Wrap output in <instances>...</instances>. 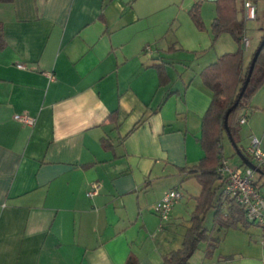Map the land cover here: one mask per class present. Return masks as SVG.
Listing matches in <instances>:
<instances>
[{
    "label": "crops",
    "instance_id": "obj_1",
    "mask_svg": "<svg viewBox=\"0 0 264 264\" xmlns=\"http://www.w3.org/2000/svg\"><path fill=\"white\" fill-rule=\"evenodd\" d=\"M245 1L236 0L239 19ZM205 2L0 0V264H127L131 255L163 264L183 248L201 187L181 170L205 156L213 100L201 74L239 49L229 34L212 45L216 5L207 31L197 29L189 12L202 3L204 13ZM259 20L262 31L264 7ZM262 33L251 40L246 29L245 67ZM251 87L246 155L253 137L264 150V68ZM171 190L183 197L162 222L154 207ZM218 198L228 212L223 186ZM214 213L206 227L217 249L202 243L189 264H264V227L221 228Z\"/></svg>",
    "mask_w": 264,
    "mask_h": 264
},
{
    "label": "trees",
    "instance_id": "obj_2",
    "mask_svg": "<svg viewBox=\"0 0 264 264\" xmlns=\"http://www.w3.org/2000/svg\"><path fill=\"white\" fill-rule=\"evenodd\" d=\"M2 1L11 2L12 0ZM215 4L217 17L212 24L213 45L221 35L229 34L239 45V49L235 53L224 54L216 63L207 67L201 74L203 83L213 93L211 106L202 121V136L199 141L205 156L196 166L181 170L182 173L187 174L188 179H195L197 181L201 187V195L196 199L197 206L191 215L192 226L185 236L183 248L165 257L163 264H189L202 243H209L213 251L217 249L219 241L212 238L211 231L205 225L207 216L211 210L215 211L213 217L214 226L232 229L238 228L239 226L248 228L253 225L247 221L244 211L235 200L229 199L231 206L228 212H224L218 198V191L222 186L218 169L225 159L223 141L225 135L228 136L225 127L226 116L229 109L238 100L242 87L248 77L251 62L248 66H244V48L242 47V41L246 35V19H239L236 0H217ZM189 15L199 31L206 30L201 16L200 3L196 4L190 10ZM262 31L264 33V29ZM4 48L5 42L0 24V49ZM260 57L256 67L259 64ZM155 66L159 73L160 86H166L170 80L166 74L165 66ZM262 66L264 68V64ZM252 78L244 97L238 106L229 114L227 119L228 130L238 148L241 131L239 119L250 104L247 94L252 86ZM109 120L117 123L118 113L115 112L110 115ZM103 145L106 150L110 149L107 139L103 140ZM241 152L244 154L242 150ZM244 155L247 156L246 154ZM247 158L252 161L248 156ZM127 264H137L135 256L131 255Z\"/></svg>",
    "mask_w": 264,
    "mask_h": 264
},
{
    "label": "built area",
    "instance_id": "obj_3",
    "mask_svg": "<svg viewBox=\"0 0 264 264\" xmlns=\"http://www.w3.org/2000/svg\"><path fill=\"white\" fill-rule=\"evenodd\" d=\"M245 16L247 21L255 22L259 19V9L255 1L246 0L244 2ZM244 49H248V39L242 41ZM20 69H24L19 65ZM15 120L24 125L33 126L34 119L26 115H17ZM247 116L242 115L239 119L241 126L247 124ZM247 156L257 167H264V150L261 148L260 140L253 137L250 141V147ZM246 156V157H247ZM223 186V195L227 199H233L242 208L246 219L253 225L264 227V188L256 182V172L244 164L232 166L229 161L224 159L218 169ZM94 193L89 194L92 196ZM183 195L178 190L169 191L159 201L154 212L162 222H168L175 204L182 199Z\"/></svg>",
    "mask_w": 264,
    "mask_h": 264
},
{
    "label": "rangeland",
    "instance_id": "obj_4",
    "mask_svg": "<svg viewBox=\"0 0 264 264\" xmlns=\"http://www.w3.org/2000/svg\"><path fill=\"white\" fill-rule=\"evenodd\" d=\"M255 2H256V4L258 5V8H259V11L261 10V8L262 7H264V0H254ZM201 5H203L202 3H200ZM204 13H201V16H202V19H203V22H204V24H205V21H204V18H208L209 17V15H211L214 11H215V5L216 4H214V3H209V2H205L204 3ZM239 5H241V0H239ZM201 11H202V7H201ZM204 15H205V17H204ZM262 22H264V20L262 21ZM260 23H261V21L259 20V21H256V22H252V21H247L246 20V29H248V31H249V38L252 40L253 39V37L252 36H254L253 34L254 33H261V32H263V31H261V29H260ZM206 27V26H205ZM207 31V29L206 30H204V31H201V32H206ZM262 34H264V33H262ZM219 40V39H218ZM217 40V41H218ZM216 41V42H217ZM254 41H256V40H254ZM261 42H262V39H259L258 41H256V43H253L252 44V47L254 46H256V49H255V52L257 51V49L259 48V46H260V44H261ZM212 45H213V42H212ZM214 45H215V43H214ZM213 45V46H214ZM262 64H264V51L262 52V55H261V57H260V60H259V64L257 65V67H256V69H255V73H254V79H257V77L259 76V73H261L262 71H263V66H262ZM252 88V87H251ZM251 88H250V90H251ZM250 92V91H249ZM224 148H225V150H224V153H225V155L230 159V161H231V163H232V165H234V164H239L240 163V158L233 152V147H232V144H231V142H230V140H229V138H228V136L227 135H225V138H224ZM239 146H240V148H242L243 149V151L245 152V147L247 146L245 143L244 144H242L241 142L239 143ZM263 169H264V167H262ZM256 182H257V184L259 185V186H262V184L264 183L262 180H261V178L259 177V175H258V173H256ZM197 183V182H196ZM211 215H212V213H211ZM206 226L207 227H210L211 226V222L209 221V219L207 220V222H206ZM261 230L262 231H264V228H261ZM201 246H203V245H201Z\"/></svg>",
    "mask_w": 264,
    "mask_h": 264
},
{
    "label": "water",
    "instance_id": "obj_5",
    "mask_svg": "<svg viewBox=\"0 0 264 264\" xmlns=\"http://www.w3.org/2000/svg\"><path fill=\"white\" fill-rule=\"evenodd\" d=\"M210 2H216L217 0H209ZM264 48V37H263V40L259 46V48L257 49V51L255 52L254 54V57L251 61V65H250V68H249V72H248V77L244 83V86L242 87V90L239 94V97H238V100L237 102L235 103V105L229 109L228 113H227V116H226V121H225V127L227 129V133H228V138L231 142V144L233 145L234 149H236V154L237 156L240 158L241 162L247 166L248 168L254 170L255 172L257 173H260L261 170L253 163L251 162L242 152L241 150L237 147V145L235 144L233 138H232V135L230 134L229 130H228V124H227V119H228V116L229 114L238 106L239 102L241 101V99L244 97L247 89H248V86H249V83L251 81V78H252V75L254 73V70H255V67H256V64L258 62V59L262 53V50Z\"/></svg>",
    "mask_w": 264,
    "mask_h": 264
}]
</instances>
